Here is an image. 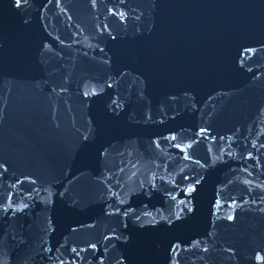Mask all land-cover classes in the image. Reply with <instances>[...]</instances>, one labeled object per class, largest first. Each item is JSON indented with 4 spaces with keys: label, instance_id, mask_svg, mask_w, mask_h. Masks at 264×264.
<instances>
[{
    "label": "water",
    "instance_id": "water-1",
    "mask_svg": "<svg viewBox=\"0 0 264 264\" xmlns=\"http://www.w3.org/2000/svg\"><path fill=\"white\" fill-rule=\"evenodd\" d=\"M0 264H264V0H0Z\"/></svg>",
    "mask_w": 264,
    "mask_h": 264
}]
</instances>
